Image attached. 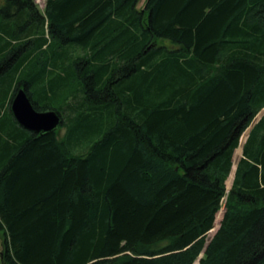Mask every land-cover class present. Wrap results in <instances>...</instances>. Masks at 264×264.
Instances as JSON below:
<instances>
[{
  "label": "trees",
  "instance_id": "obj_1",
  "mask_svg": "<svg viewBox=\"0 0 264 264\" xmlns=\"http://www.w3.org/2000/svg\"><path fill=\"white\" fill-rule=\"evenodd\" d=\"M5 1L0 264H264V0Z\"/></svg>",
  "mask_w": 264,
  "mask_h": 264
},
{
  "label": "water",
  "instance_id": "obj_2",
  "mask_svg": "<svg viewBox=\"0 0 264 264\" xmlns=\"http://www.w3.org/2000/svg\"><path fill=\"white\" fill-rule=\"evenodd\" d=\"M11 111L15 120L20 126L34 133L54 132L61 126L63 122L60 114L57 113L55 110H37L24 87H21L16 92L15 97L13 98L11 103ZM263 114L264 109L259 113V115L255 118L251 126L247 129V137L253 126L259 121ZM239 161L240 159L238 160L237 165ZM211 239L207 242L206 245H208Z\"/></svg>",
  "mask_w": 264,
  "mask_h": 264
},
{
  "label": "rangeland",
  "instance_id": "obj_3",
  "mask_svg": "<svg viewBox=\"0 0 264 264\" xmlns=\"http://www.w3.org/2000/svg\"><path fill=\"white\" fill-rule=\"evenodd\" d=\"M145 1L146 0H141V2L139 3V7L142 8L145 4ZM35 3L37 4V6L39 7L40 10L44 11V8H45V4H46V0H35ZM6 6V1L5 0H0V7H4ZM13 8H11L12 10ZM9 10V9H8ZM74 86L72 88H70V90H74ZM69 90V91H70ZM38 97V96H35V98ZM66 131V128L65 127H62V129L60 130V137H62L64 135ZM247 132L242 136L241 138V143H240V146H239V150H238V153H237V156L235 158V165H234V169L232 170V172L230 173L229 177L227 178V181H226V186H227V189L229 190L233 184V180L235 178V167H236V163L238 162V160L242 157L243 153H242V149H243V144L246 140V137H247ZM224 209L223 208L222 210H220V212L217 214L216 216V222H215V226L213 228V231L211 230L208 234V239L210 240L213 235L216 233L217 229L219 228V225H220V222H221V219L223 217V214H224ZM211 233V234H210ZM4 243V236L3 234H0V253L1 251L3 250V245ZM197 264V263H196Z\"/></svg>",
  "mask_w": 264,
  "mask_h": 264
},
{
  "label": "crops",
  "instance_id": "obj_4",
  "mask_svg": "<svg viewBox=\"0 0 264 264\" xmlns=\"http://www.w3.org/2000/svg\"><path fill=\"white\" fill-rule=\"evenodd\" d=\"M11 94H12V91L8 94V96H6L5 106L2 108V111H1L2 113L8 112V109L11 110V103H12V99H10ZM3 141L5 143V140H3Z\"/></svg>",
  "mask_w": 264,
  "mask_h": 264
},
{
  "label": "bare ground",
  "instance_id": "obj_5",
  "mask_svg": "<svg viewBox=\"0 0 264 264\" xmlns=\"http://www.w3.org/2000/svg\"><path fill=\"white\" fill-rule=\"evenodd\" d=\"M243 153V152H242ZM234 165H235V162H234ZM236 166H237V163H236ZM234 169V168H233ZM235 170H236V167H235Z\"/></svg>",
  "mask_w": 264,
  "mask_h": 264
},
{
  "label": "flooded vegetation",
  "instance_id": "obj_6",
  "mask_svg": "<svg viewBox=\"0 0 264 264\" xmlns=\"http://www.w3.org/2000/svg\"><path fill=\"white\" fill-rule=\"evenodd\" d=\"M3 245H4V243H3Z\"/></svg>",
  "mask_w": 264,
  "mask_h": 264
}]
</instances>
